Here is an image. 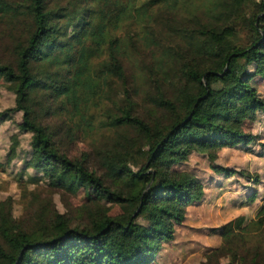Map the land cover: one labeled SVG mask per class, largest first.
I'll return each mask as SVG.
<instances>
[{
    "label": "trees",
    "instance_id": "1",
    "mask_svg": "<svg viewBox=\"0 0 264 264\" xmlns=\"http://www.w3.org/2000/svg\"><path fill=\"white\" fill-rule=\"evenodd\" d=\"M0 27L12 37L0 76L14 94L0 121L20 113L30 136L18 181L48 189L24 193L20 213L11 195L0 200V264H152L204 194L178 165L256 140L231 109L245 95L264 114L252 85L264 79V0H0ZM216 76L226 88L211 86ZM79 142L89 149L71 155ZM20 147L11 136L8 164ZM59 190L96 199L61 212ZM245 221L217 228L222 244L203 264H264V199Z\"/></svg>",
    "mask_w": 264,
    "mask_h": 264
},
{
    "label": "rangeland",
    "instance_id": "2",
    "mask_svg": "<svg viewBox=\"0 0 264 264\" xmlns=\"http://www.w3.org/2000/svg\"><path fill=\"white\" fill-rule=\"evenodd\" d=\"M8 31L0 27V60L11 57L12 37ZM252 85L264 97V79L256 77L252 80ZM211 86L218 91L226 88V84L218 76L211 78ZM251 103L250 98L240 95L231 109L232 114L242 122L244 130L256 135V140L250 144V150L216 145L208 153L195 154L192 161L178 165L181 169L193 170L202 179L204 194L200 201L187 207L183 222L174 226V238L162 243L152 264H203L206 253L222 244L218 227L239 216L245 218V223L255 219L257 209L264 199V114L252 112L249 109ZM13 105L14 94L7 89V82L0 76V111ZM20 118V113H16L11 118L0 121V200L11 195L16 202V213H20L22 209L20 203H24L22 201L26 199L24 193L36 189L44 197L48 190L41 183L27 182L26 175L18 181L19 170L28 157L30 136L18 132L17 122ZM13 135L20 139L21 147L19 157L8 164L4 158ZM95 136L99 138V134ZM109 136L110 132L107 133V137ZM88 149L85 142H79L70 147L69 153L78 156ZM222 168L243 169L256 182L248 184L244 177L237 178L235 174L226 176ZM28 171L35 173L32 167ZM244 184L248 186L245 187ZM50 194L55 207L61 212H68L70 208L96 199L83 190L74 195L60 190ZM119 212L117 205L111 206V214ZM255 232L252 234L254 237L249 238V243L257 239L258 232ZM231 244L233 247L237 244L236 248L240 246L235 241ZM221 261L226 262V259L222 258Z\"/></svg>",
    "mask_w": 264,
    "mask_h": 264
},
{
    "label": "crops",
    "instance_id": "3",
    "mask_svg": "<svg viewBox=\"0 0 264 264\" xmlns=\"http://www.w3.org/2000/svg\"><path fill=\"white\" fill-rule=\"evenodd\" d=\"M242 206H244V205H242Z\"/></svg>",
    "mask_w": 264,
    "mask_h": 264
}]
</instances>
